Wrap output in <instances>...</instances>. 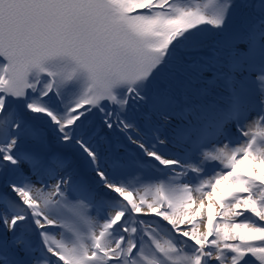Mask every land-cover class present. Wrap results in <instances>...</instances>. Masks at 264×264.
Returning <instances> with one entry per match:
<instances>
[{
    "label": "snow or ice",
    "instance_id": "1",
    "mask_svg": "<svg viewBox=\"0 0 264 264\" xmlns=\"http://www.w3.org/2000/svg\"><path fill=\"white\" fill-rule=\"evenodd\" d=\"M0 264H264V0H0Z\"/></svg>",
    "mask_w": 264,
    "mask_h": 264
}]
</instances>
